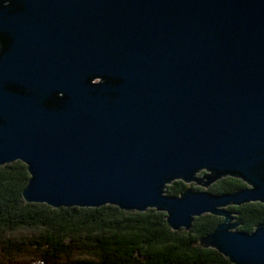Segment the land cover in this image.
Returning <instances> with one entry per match:
<instances>
[{"label":"water","instance_id":"95a60500","mask_svg":"<svg viewBox=\"0 0 264 264\" xmlns=\"http://www.w3.org/2000/svg\"><path fill=\"white\" fill-rule=\"evenodd\" d=\"M28 203L166 213L234 264H264V0H0V166ZM224 176L246 187L216 195ZM188 187L179 196L168 185Z\"/></svg>","mask_w":264,"mask_h":264},{"label":"trees","instance_id":"16d2710c","mask_svg":"<svg viewBox=\"0 0 264 264\" xmlns=\"http://www.w3.org/2000/svg\"><path fill=\"white\" fill-rule=\"evenodd\" d=\"M29 179L22 161L0 166V264H234L201 243L222 217L203 214L189 230H173L166 213L153 208L140 212L111 204L54 208L28 203L23 191ZM189 186L175 181L167 194L179 196ZM244 187L241 179L224 176L208 191L222 195ZM228 208L237 213L240 231L264 224V203Z\"/></svg>","mask_w":264,"mask_h":264},{"label":"rangeland","instance_id":"374dc122","mask_svg":"<svg viewBox=\"0 0 264 264\" xmlns=\"http://www.w3.org/2000/svg\"><path fill=\"white\" fill-rule=\"evenodd\" d=\"M214 184V183H213ZM212 184V185H213ZM169 186V185H168ZM194 187V188H196V187H198V188H200L199 190H206L204 187L202 188V187H200V186H198V185H196V184H192V185H190L189 187ZM209 188V187H208ZM208 188H207V190H208Z\"/></svg>","mask_w":264,"mask_h":264}]
</instances>
